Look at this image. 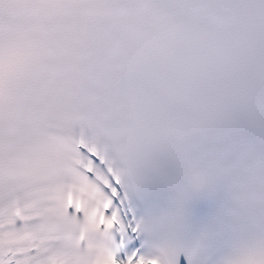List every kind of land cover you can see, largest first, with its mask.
Instances as JSON below:
<instances>
[{
	"label": "snow or ice",
	"instance_id": "1",
	"mask_svg": "<svg viewBox=\"0 0 264 264\" xmlns=\"http://www.w3.org/2000/svg\"><path fill=\"white\" fill-rule=\"evenodd\" d=\"M0 264H264V0H0Z\"/></svg>",
	"mask_w": 264,
	"mask_h": 264
}]
</instances>
